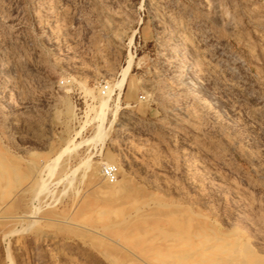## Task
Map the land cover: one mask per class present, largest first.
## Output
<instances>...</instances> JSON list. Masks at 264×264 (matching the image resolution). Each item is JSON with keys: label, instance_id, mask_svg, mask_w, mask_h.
Here are the masks:
<instances>
[{"label": "rangeland", "instance_id": "374dc122", "mask_svg": "<svg viewBox=\"0 0 264 264\" xmlns=\"http://www.w3.org/2000/svg\"><path fill=\"white\" fill-rule=\"evenodd\" d=\"M0 264H264V0H0Z\"/></svg>", "mask_w": 264, "mask_h": 264}, {"label": "built area", "instance_id": "2783aa9c", "mask_svg": "<svg viewBox=\"0 0 264 264\" xmlns=\"http://www.w3.org/2000/svg\"><path fill=\"white\" fill-rule=\"evenodd\" d=\"M59 82H63V80H59ZM101 90H107L109 84L107 82L99 83ZM100 174L103 176L105 180L108 182H112L117 178L118 174V164L116 162H105L100 165Z\"/></svg>", "mask_w": 264, "mask_h": 264}, {"label": "bare ground", "instance_id": "6f19581e", "mask_svg": "<svg viewBox=\"0 0 264 264\" xmlns=\"http://www.w3.org/2000/svg\"><path fill=\"white\" fill-rule=\"evenodd\" d=\"M187 74H188V73H187ZM188 82L191 83V85L194 86V87H197V86H198V82H197V80L195 79V76H189V77H188ZM108 93H109V92H106V91H105V93L103 94V95H104V98H103V96L101 97V98H103L102 101H101V104H102L101 106H102V107L105 106V105L107 104V102H108V101H107V100H108ZM109 94H110V93H109ZM104 108H105V107H104ZM98 109H99V108H98ZM102 109H103V108H102ZM102 109H100V110H101V112L99 111L100 113H99L98 110H97V112H98L99 114H98V115L95 114V116H99V119H101V120H102V123H103L104 120H105V116H104L105 113H104V111H103ZM115 110H116V109H115ZM105 111H106V110H105ZM95 112H96V111H95ZM97 112H96V113H97ZM115 112H116V111H115ZM95 118H96V117H95ZM98 124H99V123H98ZM102 126H103V125H102ZM97 131H98V130H97ZM99 132H100V131H99ZM95 133H97V132H95ZM100 133H101V132H100ZM100 133H99V134H100ZM100 135H101V134H100ZM70 141H71V140L68 139V140H66L65 143L68 144V142L70 143ZM64 150H65V149H64ZM105 162H109V161H104V162H102V163H105ZM102 163H101V164H102ZM52 164H53V163H52ZM46 167H47V166H46ZM49 167H50V165H49ZM49 167H48V168H49ZM50 170H52V169H50ZM46 171H47V170H46ZM38 174H40V171H39ZM40 176H41V175H40ZM40 176H39V178H41ZM48 180H49V179H48ZM39 181H40V180H39ZM39 181H38V182H39ZM41 181H43V180H41ZM44 181H45V180H44ZM38 182H37V183H38ZM39 183H40V182H39ZM45 183H46V181L43 182V186H41V188H42V187L45 188ZM112 183H113V185H116V184L119 183V180L116 178L114 181H112ZM110 184H111V183H110ZM109 186H110V185H109ZM98 214H99V213H98Z\"/></svg>", "mask_w": 264, "mask_h": 264}]
</instances>
